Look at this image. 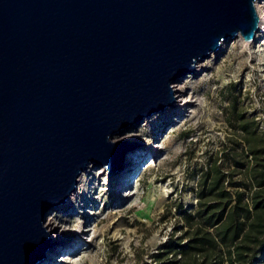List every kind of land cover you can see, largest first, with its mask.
Wrapping results in <instances>:
<instances>
[{"label":"water","instance_id":"water-1","mask_svg":"<svg viewBox=\"0 0 264 264\" xmlns=\"http://www.w3.org/2000/svg\"><path fill=\"white\" fill-rule=\"evenodd\" d=\"M257 0H0V264H41L42 227L110 136L172 107L170 83L238 34ZM173 108V107H172Z\"/></svg>","mask_w":264,"mask_h":264},{"label":"rangeland","instance_id":"rangeland-1","mask_svg":"<svg viewBox=\"0 0 264 264\" xmlns=\"http://www.w3.org/2000/svg\"><path fill=\"white\" fill-rule=\"evenodd\" d=\"M198 65L178 79V106L129 130L135 141L127 142L136 148L123 158V165L132 163L123 178L120 170L107 176L106 167L91 163L67 205L48 211L59 241L43 264L151 262L173 231L179 235L182 211L195 208L197 181L210 156H221L227 169L221 152L229 138L240 143L230 125L235 114L254 118L264 133V28L250 42H225ZM253 264H264V251Z\"/></svg>","mask_w":264,"mask_h":264},{"label":"trees","instance_id":"trees-1","mask_svg":"<svg viewBox=\"0 0 264 264\" xmlns=\"http://www.w3.org/2000/svg\"><path fill=\"white\" fill-rule=\"evenodd\" d=\"M230 125L240 143L229 138L221 152L227 169L210 156L179 235L173 231L145 264H253L264 251V133L243 111Z\"/></svg>","mask_w":264,"mask_h":264},{"label":"bare ground","instance_id":"bare-ground-1","mask_svg":"<svg viewBox=\"0 0 264 264\" xmlns=\"http://www.w3.org/2000/svg\"><path fill=\"white\" fill-rule=\"evenodd\" d=\"M261 1H262V0H257L256 3H255L256 8H257V13H258V15H259V23H258V30H257V31H260L261 28H264V15L260 12V3H261ZM236 37H239V38H241V40H242V37L240 36V34H238ZM236 37H235V38H236ZM225 42H227V41H222V42H221L219 49L222 47V45H224ZM243 42H246V41L243 40ZM219 49H218V50H219ZM213 53H215V52H213ZM199 61H201V60H198V61L196 62V69H195L196 71H197L198 68H199V65H198ZM178 79H179V78H176L175 80H173V81L170 83V88H171V90H172V96H173V98H174V95H175V98H177V97L179 96V93H182V91H181V87H180V83H179ZM174 101H175V100H173V103H174ZM172 105H173V104H172ZM176 106H178V103L176 104V101H175V105L172 106V107H176ZM172 107L167 106L165 109H163V110L157 112V114H159V115H165V114H168ZM148 118H149V117H146V118H144V119H142V120L146 121ZM141 122H142V121H141ZM138 124H139V123H138ZM135 125H136V124H131V125H129L127 128H125V129H121V130L117 131L115 134H113L112 136H110V139H109L110 142H111V143H115V142H118V141H120V140H122V141H125V140H126V141L134 142V141H135V137H134V135H132V134L129 133V130L132 129V128H135ZM115 135L117 136V138H115ZM129 144H131V143H129ZM131 145L134 147V149L136 148V144H131ZM132 150H133V149H132ZM132 150H131V151H132ZM128 153H129V152H128ZM128 153L125 154L124 157H125L126 155H128ZM138 154H139V156H138ZM141 154H142L141 152L137 153V157H139L140 159L142 158V155H141ZM125 158H126V157H125ZM150 159H151V158H150ZM123 160H124V159H123ZM91 163H92V162H90L89 164H91ZM89 164L87 165V167H86L84 170H86L87 168H89V166H90ZM130 165H132L131 161L127 162L125 165H123V163H121L120 167H119L118 170H117L118 172H119V170L121 171V173L117 174V176L119 177V180H120L121 178H123L124 174L126 173V169L128 168V166L130 167ZM84 170H83V171H84ZM83 171H82V172H83ZM117 171H116V172H117ZM82 172H81L80 175L78 176L77 183L80 181V178H81V176H82ZM104 172H105V170H103V173H104ZM75 189H76V188H75ZM75 189H74V191H72V193L68 196V198H67L63 203L58 204L57 206L53 207L51 210L54 211V209H58V208L65 207V206L67 205V203L70 201L72 195H74ZM125 190H126V189H125ZM123 195H124V194H123ZM124 196H125V195H124ZM51 210H50V211H51ZM49 213H50V212H49ZM49 215H50V214H48V216H46V217L44 218V221H43L42 227H43V229L45 230V232H46V234H47V236H48V238H49V241H50V247H49L48 249L50 250V249L53 247L52 250L50 251V253H53V254H54L55 245L57 244V242H58L59 240H58L57 233H56V229H57V228H56V226L53 224V222H52V218H51ZM49 257H50V256H49ZM45 261H46V260H45ZM45 261H43L41 264H43Z\"/></svg>","mask_w":264,"mask_h":264}]
</instances>
